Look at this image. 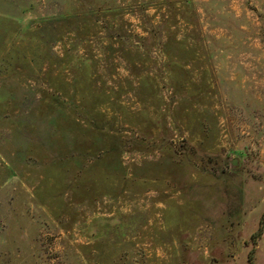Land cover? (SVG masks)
Returning <instances> with one entry per match:
<instances>
[{
	"label": "rangeland",
	"instance_id": "1",
	"mask_svg": "<svg viewBox=\"0 0 264 264\" xmlns=\"http://www.w3.org/2000/svg\"><path fill=\"white\" fill-rule=\"evenodd\" d=\"M0 264H264V0H0Z\"/></svg>",
	"mask_w": 264,
	"mask_h": 264
}]
</instances>
